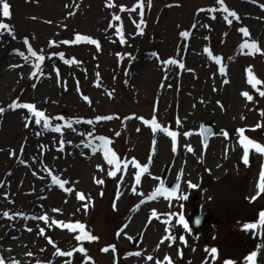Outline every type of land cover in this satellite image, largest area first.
Returning a JSON list of instances; mask_svg holds the SVG:
<instances>
[{
	"label": "rangeland",
	"instance_id": "374dc122",
	"mask_svg": "<svg viewBox=\"0 0 264 264\" xmlns=\"http://www.w3.org/2000/svg\"><path fill=\"white\" fill-rule=\"evenodd\" d=\"M8 2L11 17L0 16V22L10 25L15 39L5 32L0 36V48L20 50L27 55L22 41L28 37L32 48L45 55L42 69L45 68L49 75L36 89H31L27 86L37 76L30 78L34 69L27 67L29 61L34 63V58L29 57L25 61L13 53L7 63L11 66L4 70L0 65V107L5 109L0 114V179L22 154L33 158L27 167L13 174L9 199L0 198V233L14 221L4 218L2 213L8 211L14 215L22 211L27 200L24 190L30 189L31 180L40 182L45 175L51 180L55 175L69 180L67 186L73 192L61 198L53 193H61L63 189L58 185L50 188L43 199L46 211L51 212L54 219L82 222L88 225L91 234L98 237L93 243H82L83 247L87 245L90 249V252L87 250L91 257L88 264H155L157 259L163 261L165 255L171 257L173 264H204L205 261L223 264L225 260L246 264L245 254L251 250L257 252L255 264H264V228L243 230L245 222L258 223L259 211L264 210V193L258 194L257 188L260 171L264 168V155L250 151L249 164L244 165L243 149L236 132L239 128L246 129L245 135L260 131L263 137L260 143H264V115H261L264 97L259 95V91H264V84L252 89L247 83L249 68L252 75L264 81V43L263 35H260L264 0H224L228 9L239 16V20L229 17L233 20L231 25L223 19L225 14L222 12L198 11L219 8L216 0H150V7L148 0ZM138 2L144 4V23L139 29V9L131 13L120 12L121 5L131 8ZM109 3L114 7H109ZM70 12L73 14L69 15ZM113 15H119L121 20L114 21ZM197 21L208 27L201 26L195 37L193 25ZM117 26L122 28L123 44L115 31ZM240 27L249 30V41L259 40L260 52L248 55L244 53L249 50L239 48L245 39L238 32ZM182 31H188L189 37L182 38L179 35ZM77 34L97 40L99 51L96 45L85 42L61 43L74 40ZM186 40L191 42L193 52L184 59ZM50 41L54 42L52 46H49ZM205 47L213 56L222 58L224 76L219 73L220 65L204 52ZM60 52L64 53V60H72L73 63L65 64L59 55H53ZM153 52L157 56H152ZM143 57L147 60L140 59ZM168 59H177V65H165L163 61ZM180 63L184 64L183 69L179 67ZM53 66L59 70V80ZM224 79L228 80L227 84L223 83ZM245 91L253 97L251 101L241 95ZM83 95H87L91 103L84 101ZM13 101L33 103L48 116L91 119L93 124L74 125L76 131L63 128L66 143L65 150L60 152L57 149L61 134L43 130L34 122L25 127L27 110L9 109L8 105ZM154 114L162 127L178 133L176 153L171 150L169 136L159 131L154 134L151 126L144 124L143 121L151 120ZM97 115L114 118L97 122ZM202 121L211 122L215 128L214 135L205 145L199 136V123ZM257 124L261 127L256 128ZM222 129L228 132L227 139L222 135ZM88 132H92L93 137H87ZM185 132L192 135L185 137ZM99 135L112 141L110 147L121 160L135 158L143 166L151 157L149 172L142 174L135 193L132 185L135 184L137 169L129 164L127 171L108 177L110 168L102 152L92 154L81 144L82 140L87 142V139ZM69 140L71 144L67 143ZM93 142L99 143L94 139ZM41 145H44L42 149ZM187 147L193 151H187ZM97 165L104 171L100 172ZM181 169V188L177 194L187 195L188 199L177 201L173 198L174 203L157 199L150 203L156 207L155 218L166 219L160 215L162 213L175 214L168 234H174L176 241L169 246L168 240L159 243L166 235L168 225L155 218L147 219L152 213L147 209L136 210L135 206L147 192L159 186L160 180L165 181L167 187ZM94 177L103 179L104 183L96 184ZM153 177H159V180ZM189 181L197 187L188 188ZM225 188L232 196L224 195ZM76 191L82 192L86 198L90 196L91 200L78 201ZM117 191L119 199H116ZM254 196L256 199L251 201ZM85 203L88 204L86 212L83 208ZM53 208L60 211L53 212ZM193 209L210 213L211 220L198 231H193L190 225L185 231L182 225L176 224V220L184 214L189 223L188 217ZM124 225L126 227L118 236V230ZM42 227L45 228L44 236L39 234V228L20 236L26 244V252L32 251L35 255L28 263L67 264L69 258L56 256V248L68 251L81 246L74 239L78 232L70 233L54 226ZM180 235H184L186 243H180ZM138 236L140 240L136 241ZM49 237L56 247L48 243ZM111 245H115V252L111 249L108 253L101 251ZM212 247L218 250L215 261L206 251ZM135 252L141 255H128ZM148 256L153 260H148ZM70 259L71 264H82L84 258L75 252Z\"/></svg>",
	"mask_w": 264,
	"mask_h": 264
},
{
	"label": "snow or ice",
	"instance_id": "6c2138e0",
	"mask_svg": "<svg viewBox=\"0 0 264 264\" xmlns=\"http://www.w3.org/2000/svg\"><path fill=\"white\" fill-rule=\"evenodd\" d=\"M216 4L219 5V8L216 7H211L208 9H199V12H206V13H216V12H222L225 15H223V19L225 21H227V23L229 25H231L233 23L232 19H229V17H232L235 20H239V16L238 14L233 10L230 11L228 9V7L225 5L224 0H216ZM109 7H114L113 4L109 3L108 4ZM148 6H151V2L150 0H148ZM261 7H264V5H261ZM136 9L140 10V16H141V20L140 23L137 24V28L139 29L141 27V25L144 23L143 21V13H144V4L143 3H136L134 4L131 8H127L124 5L120 6V12H134L136 11ZM73 13H69V15H72ZM0 16L4 17V18H10L11 17V5L8 2V0H0ZM212 19H214L215 17L212 16ZM113 20L114 21H120L121 17L119 15H113ZM202 27H208V25H201ZM109 27L112 28L113 25L110 23ZM196 26L193 25V28H195ZM115 31L117 33V35H119L120 38V42L123 44L124 43V36L122 34V28L117 26L115 28ZM5 32H7L8 35H11L13 39H15V35L12 31V29L10 28V25L7 23H3L0 22V36L4 35ZM238 32H240L242 34V36L245 38L244 41L239 45V48L241 50H249L248 52L244 53V54H255L261 51L260 47L258 46V43L254 40L249 41L247 38L250 37V32L247 29V27H240L238 28ZM182 38H187L189 37L190 33L188 31H182L179 34ZM226 35V34H225ZM205 39H207V37H205ZM23 44L26 46L27 48V55H25L24 52L20 51V50H13V53L15 55L20 56L22 59H24L25 61H27L29 59V57L34 58V63L32 65L34 71H32L30 78L36 77L37 74H41L43 75V69H42V64L45 61L46 57L43 54H38L31 46L30 42H29V38L28 37H24L23 38ZM80 42H85L87 44H91V45H96L97 46V50L99 51L100 49V45L98 44L97 40L90 38L87 35H80L77 34L75 35V39L74 40H63L61 41V43L63 44H76V43H80ZM54 44V42L50 41L49 42V46H52ZM43 51V50H41ZM204 52L208 53V56L210 59L214 60L215 63L217 65H220L219 67V73L224 76L225 75V67L221 64L222 58L219 55L213 56L212 53L209 51V49L207 47L204 48ZM53 55H59V57L64 60V53L60 52L57 54H53ZM152 56H157V53L153 52L151 54ZM49 59L51 57H48ZM229 59H231V57H229ZM65 64H71L73 63L72 60H64ZM163 63L165 65H177L178 61L177 59H168L166 61H163ZM22 65H13L12 67H21ZM179 67L181 69L184 68V64L180 63ZM53 71H55L57 79H60V73L59 70L57 68H55V66H53ZM249 75H248V79H247V83L249 85H251L252 89H257L258 85L264 84V81H261L260 79H257L254 75L251 74V69L249 68L248 70ZM223 83L227 84L228 80L224 79ZM33 87H35V85H33ZM65 89H66V85H65ZM215 91V89H213ZM241 95L243 97H245L248 101H251L253 99V97L251 95H249V93L247 91L242 92ZM259 95L261 97H264V91H259ZM83 100L87 101L89 103H91V101L89 100V97L87 95H83ZM219 104V101L217 102ZM9 109L11 110H16V109H26L27 110V114L25 117V120L27 121L25 124V127H29L33 122L36 126L38 127H42L43 130L46 131H50L52 133H60L61 134V139L59 141V146L57 151L63 152L65 150V141L63 139V132L62 129L63 128H67L70 129L72 131H76L74 125H78L81 123H85V124H93V120L88 119V120H82L80 118H69L66 119L65 116L63 115H57V116H48L45 114V111L43 110H38L37 107L33 104V103H22V102H17V101H13L11 104L8 105ZM222 107V105H221ZM5 111L4 108L0 107V114H3ZM261 115H264V112L261 113ZM113 116L110 115H97L95 117V121H107V120H111L113 119ZM53 121H60L63 123H53ZM145 125H150L151 126V130L152 132L155 134L157 131L161 132V133H165L167 136H169L171 138L172 141V147L171 150L173 153H176L177 151V135L178 133L176 131H170L168 128L162 127L161 124H159L157 122L156 116L155 114L152 116L151 120H144L143 121ZM180 121L177 120V124H179ZM260 124L256 125V128H260ZM246 129L244 128H239L236 129V132L239 134V145L242 147L243 149V156H242V162L244 165H248L249 164V154L250 151H254L255 153H259L261 155H264V143H259L256 142L254 139L249 138L248 136H246L245 133ZM222 135L227 139L228 138V132L226 130H221ZM40 133H37V135H39ZM214 134L212 132V130L210 128L207 127H202V135H211ZM83 135V134H82ZM87 137H93V133L92 132H88ZM117 136L120 135V133H116ZM189 135H192V133L190 132H185L184 136L187 137ZM93 139L98 141L99 143H94ZM93 139H87V142H85L84 140L81 141V144L83 145L84 148L89 149L91 151L92 154H96L98 151L102 152L103 154V159L106 162V164L109 166L110 170L107 171V176L108 177H115L117 175V172H121L123 171H127L128 170V165L131 164L133 166V168L137 169L138 171H136L135 173V184L132 185V191L135 193L136 192V186L140 184L141 182V176L142 174L148 173L149 172V167L151 164V157H149V163L148 164H144L143 166L141 165V163H139L135 158H132L131 160L128 159H124L121 160L120 157L118 156L117 152L113 150L112 147H110V145L112 144V141L109 138H106L103 135H99V136H95ZM68 144H71L72 142L69 140L67 141ZM153 144H155V140H153ZM80 145H77V147H79ZM41 149L44 147V145L40 146ZM22 150V149H21ZM187 151L192 152L193 149L191 147H187ZM154 154V152H153ZM23 163V161H21ZM97 169L100 172H103L104 169L101 168L100 165H97ZM183 170H180V174H178L176 176V181L174 183V186H172L170 189L168 187H165V181L160 180L159 182V186L155 187L153 191H151L148 194V200H152L155 199L156 197L160 196L163 197L165 200L171 201L173 198H175L177 201H186L188 199L187 195L184 194H180L178 195V191L181 188V176H182ZM121 182H123V176H121ZM153 179H157L159 180V177H153ZM95 183L98 185H101L104 183L103 179H96L94 177ZM51 181L54 185H58L60 189H63L65 192H73L72 188H66L65 186L68 185L70 182L67 179H60L59 177L53 175L51 177ZM187 187L194 189L197 187L196 184H193L192 182H188L187 183ZM119 188V185H118ZM257 188L259 190V193H264V168H262V170L260 171V182L257 185ZM100 195H103V193H100ZM141 196H143V193H140ZM120 193L119 191H117V195H116V199H119ZM75 197L78 201H85L87 200H91V197L88 196L86 198V196L80 192V191H76L75 192ZM256 199V197H252L251 201H254ZM250 201V202H251ZM146 201L141 200V204L145 203ZM182 206V205H181ZM87 207L88 204L85 203L83 205L84 211H87ZM136 210H138L139 205H136ZM113 208L115 210V202L113 204ZM53 212H59V209H52ZM152 215L153 216H157V213L155 210L152 211ZM161 216H165L167 217L165 220H163L162 222L167 224L168 227L165 228V233L166 235L164 237L161 238L160 240V244H163L165 240H168L170 242L169 246H171L172 243H175L176 241V236L174 234H168L171 232V220H172V216H174V213H162L160 214ZM2 216L4 218H7L9 220H13L16 218L22 219V220H38V221H43L44 224L51 228V227H55L57 229H67L70 233H77V235H75L74 239L77 242L81 243V246L72 248L68 251H62L59 248H56L55 251V255L58 257H67L69 258V260L67 261V264H71V259L74 255L75 252H78L80 254H82L83 256V261L82 264H88V261L91 260V257L88 256L87 250L85 247L82 246V243L87 241V242H92V241H96L98 240V237L91 234L90 231L86 230V225L80 221H75V222H65L63 219H54V218H50V216L48 214H33L31 216H29L26 213L23 212H19L16 213L14 215H10L8 211H4L2 213ZM149 223H151V220H149ZM195 223L197 225H199L201 223L200 219H196ZM176 224L178 225H182L183 229L185 231L189 230V223L186 221L184 214H180L178 219L176 220ZM123 227H126V225L122 226L120 230H118L117 235L119 236L120 231H122ZM257 228H264V210L259 211V221L258 223H252V222H245L243 223V230L247 231V230H252V229H257ZM27 231H32L31 228H27ZM39 234L41 236H44L45 234V228L44 227H40L39 228ZM179 241L181 244L186 243L185 241V237L184 235H180L179 236ZM48 243L50 245H53V247H56L53 240L49 237L48 238ZM159 247V245H158ZM115 252L116 251V247L115 245H111V246H106L104 248L101 249L102 252L104 253H108L109 251ZM10 251V250H9ZM43 251V249H42ZM207 252L210 253L211 255V259L212 261H215L217 258V248L212 247L210 249H206ZM27 255L31 256V253H28ZM128 255H135V256H140L141 254L139 252H135V253H129ZM257 256V252L253 251L251 252L250 255L247 256L246 258V264H255V258ZM148 260H153L152 256H148L147 257ZM0 264H6V258L3 257L2 255H0ZM10 264H21V261L19 260H15V259H10ZM155 264H173L171 257L168 255H165L163 258V261L157 259ZM204 264H208L207 261L204 262ZM223 264H233L232 260H225L223 261Z\"/></svg>",
	"mask_w": 264,
	"mask_h": 264
},
{
	"label": "bare ground",
	"instance_id": "6f19581e",
	"mask_svg": "<svg viewBox=\"0 0 264 264\" xmlns=\"http://www.w3.org/2000/svg\"><path fill=\"white\" fill-rule=\"evenodd\" d=\"M121 5V4H120ZM127 8H130V6H126ZM196 27L194 28L195 31V37H196V32L197 30H200L201 28V21H197L194 24ZM260 35H263L262 37V42L264 43V21L262 22V27L260 31ZM259 40H256V42ZM184 59H186L190 53L193 52L191 42L189 40H186L184 43ZM13 56V50L9 48H5L4 46H1L0 48V65L3 66V69L6 70L7 67L11 66V64H7ZM141 60L143 59L144 61L147 60V57L140 58ZM139 60V59H138ZM137 60V61H138ZM33 65L32 61H29V66L27 69L31 68ZM49 75V72L46 71V69H43V75L38 74L35 79L28 85L27 87L31 89H36L38 87V84L42 79L47 78ZM35 85V87H33ZM33 160V158L30 157H25V155L22 154L20 158H16L13 161L11 169H8L4 176L0 179V198L2 200L7 201L9 199V193L12 185V180L11 178L13 177V174L23 168L27 167L30 162ZM23 161V163L21 162ZM33 162V161H32ZM47 179V180H46ZM42 181H34L31 180L30 184V189L24 190V195L27 196V200L24 205H22V211L23 213L28 214L29 216L33 214H48L50 218H53L51 212L46 211V206L44 203V196L48 194V191L50 188L54 187L55 185L51 183L52 181L49 180V177L47 175L43 176L41 178ZM66 188H70L69 186H65ZM68 192H65L62 190L61 193L59 192H54L53 194L57 195L58 197L63 198V196H67ZM150 192H147L144 197L141 200L146 201L145 203H140L141 200H139V208L138 210L142 209H147L148 212L152 213L153 210L156 211V207H153L150 205V203L155 202L157 199H160L162 201L165 200L163 197H156L155 199L148 200V194ZM224 195H231V192L225 188L224 190ZM168 201V200H167ZM171 203L175 202V199H172L171 201H168ZM133 213H131L130 216H132ZM155 216H150L147 219H154ZM155 220H157L161 224H165L162 221L165 220L162 217H156ZM175 221V220H174ZM174 221L172 223H174ZM43 221H38V220H22L19 218L14 219V221L6 226L4 230L0 233V255L6 258V264H10V259H15L21 261V264H29L28 262L34 257V252H26L25 247L26 244L22 242L20 236L22 233L27 232V228H40L44 226ZM10 250V251H9ZM28 253H31L32 255L29 256L27 255Z\"/></svg>",
	"mask_w": 264,
	"mask_h": 264
},
{
	"label": "water",
	"instance_id": "95a60500",
	"mask_svg": "<svg viewBox=\"0 0 264 264\" xmlns=\"http://www.w3.org/2000/svg\"><path fill=\"white\" fill-rule=\"evenodd\" d=\"M207 127H212V126L210 124H208ZM193 216H194V220H193L194 229L202 227L207 222V220L209 218V215L204 214V215L200 216L197 212H194ZM196 219H200L201 223L199 225H197L195 223Z\"/></svg>",
	"mask_w": 264,
	"mask_h": 264
}]
</instances>
